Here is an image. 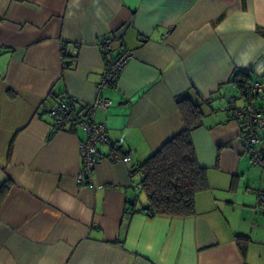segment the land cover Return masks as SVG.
<instances>
[{
	"label": "crops",
	"instance_id": "0c3cea01",
	"mask_svg": "<svg viewBox=\"0 0 264 264\" xmlns=\"http://www.w3.org/2000/svg\"><path fill=\"white\" fill-rule=\"evenodd\" d=\"M114 32L133 58L97 118L133 161L103 158L82 184L85 134L54 132L49 108L72 95L79 113L98 98L109 61L99 42ZM62 43L78 45L75 57H63ZM237 72L264 79V0H0V186L11 183L0 264H264V168L228 108L232 96L246 102ZM185 94L204 112L192 142L209 189L194 216H150L134 172L185 128Z\"/></svg>",
	"mask_w": 264,
	"mask_h": 264
},
{
	"label": "built area",
	"instance_id": "2783aa9c",
	"mask_svg": "<svg viewBox=\"0 0 264 264\" xmlns=\"http://www.w3.org/2000/svg\"><path fill=\"white\" fill-rule=\"evenodd\" d=\"M121 38L122 35L119 32H114L102 36L99 42L101 49L107 52L109 61L97 86L100 94L94 102L77 113L79 100L76 96L71 95L53 104L50 108L54 132L62 130L66 126H73L72 119L77 118L74 121L75 126L81 128L85 134L80 142L81 169L77 175V180L82 184L94 182L96 165L103 158L112 162L132 163L133 161L132 153H123L120 144L110 140L106 124L97 118L98 110H107L113 102L110 96L104 94V91L117 84L124 69L133 58L131 50L116 48V42ZM61 48H67L73 55L78 53L77 44L62 43ZM242 98L246 102L241 105L238 104V99L235 97L229 98L228 108L232 110L233 118L240 122L243 150L251 156L255 165L264 168V156L261 150L264 140V107H257L251 102L254 98H264V79L252 82L242 91ZM102 144L110 146L107 156H104L99 149ZM134 185L136 188L141 187L140 183ZM256 209L264 214V193L259 195ZM144 212L150 213L151 211L144 210Z\"/></svg>",
	"mask_w": 264,
	"mask_h": 264
},
{
	"label": "trees",
	"instance_id": "16d2710c",
	"mask_svg": "<svg viewBox=\"0 0 264 264\" xmlns=\"http://www.w3.org/2000/svg\"><path fill=\"white\" fill-rule=\"evenodd\" d=\"M62 53L64 58L75 57L67 48H63ZM104 53L107 54L106 51ZM70 66L71 62L65 60L64 67L69 68ZM239 75L242 78H238ZM248 77L247 74L241 72H237L234 76V81L242 91L251 84ZM178 104L183 114L185 128L164 143L134 172V174H140V188L149 199V206L142 211H151L147 213L150 216L161 215L182 218L194 216L197 214V195L209 189L208 169L200 166L192 142V132L202 125L204 118L201 103L197 102L190 94H185L178 100ZM76 120L77 118L72 119L73 128H77L74 122ZM110 140L113 141L111 138ZM120 146L123 153L131 152L124 150L121 144ZM10 187L11 183L9 181H5L0 186V202L8 193ZM242 239H244L243 236H239L238 242L242 252L245 253L246 246Z\"/></svg>",
	"mask_w": 264,
	"mask_h": 264
}]
</instances>
